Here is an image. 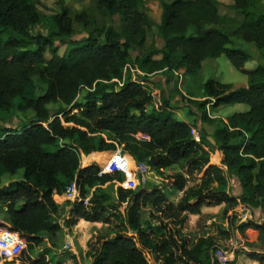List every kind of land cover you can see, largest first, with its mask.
<instances>
[{"label":"trees","instance_id":"obj_1","mask_svg":"<svg viewBox=\"0 0 264 264\" xmlns=\"http://www.w3.org/2000/svg\"><path fill=\"white\" fill-rule=\"evenodd\" d=\"M232 1L244 16L232 33L204 27L219 22L214 0L163 2L157 27L162 56L145 55L135 62L145 75L163 69L193 74L207 58L224 54L247 76V85L237 88L209 78L203 83V99L194 100L204 118L207 105L212 111L223 105L248 106L222 119L214 130L217 157L240 176L239 196L225 190V171L214 162L203 140L193 138L192 125L174 118L165 100L153 107L145 77L128 79L114 88L113 79H122L130 52L143 45L146 29L153 25L136 8L135 0H96L103 11L120 16V29L89 32L80 40L69 41L70 47L62 54L52 36L29 33L39 21L32 0H0V170L14 174L23 169L20 180L0 185V202L6 204L9 218L8 223L0 221V227L17 232L26 242L18 254L22 263L16 264H51L47 253L34 257L32 252L42 246V233L60 230L53 219L58 207L52 196L64 192L72 182L80 200L71 202L64 219L67 227L81 221L109 224L111 216L120 215L127 204L125 223L133 234L118 232L90 242L86 254L92 257L91 264H234L240 254L249 264H264V253L258 251L233 250L231 261L215 257L222 250L220 244L229 249L232 231L228 227L212 225L215 232H209L210 227L204 226L199 234L186 231L188 218L199 219L205 207L221 205V219L232 227L239 205L257 207L264 202V65L246 69L250 54L233 46L234 38H241L264 49V12L251 11L252 0ZM76 17L87 24L84 13ZM52 21L57 34L71 35L72 19L65 7ZM33 75L45 83V89L29 97L25 89ZM82 87L87 88L84 101L77 102ZM52 103L60 106L52 109ZM15 111L24 119L14 127L10 119ZM117 146L125 152L128 165L133 164V157L156 171L177 166L173 185L183 191L178 200L169 201L156 187L118 186L116 201L107 202L96 190L123 178L118 172L98 174L99 166L89 161L107 165ZM194 174L199 175L196 183L184 189L188 176ZM91 189L93 194L85 204ZM149 204V214L158 225L142 226L139 212ZM236 229L243 235L255 230L264 233V223L246 220Z\"/></svg>","mask_w":264,"mask_h":264},{"label":"rangeland","instance_id":"obj_2","mask_svg":"<svg viewBox=\"0 0 264 264\" xmlns=\"http://www.w3.org/2000/svg\"><path fill=\"white\" fill-rule=\"evenodd\" d=\"M171 0H135L136 8L143 12L147 19L153 22L151 28L146 29L144 43L141 47L134 48L130 52V62L125 65L123 69V78L118 80L120 83L126 80H138L143 77L147 79V87L153 95V107L159 106L163 100L168 102L169 112L171 115L179 120H183L192 125V136L196 140H203L210 156L214 162L223 168L226 174L225 190L235 196H239L242 192L241 180L239 174L232 167H227L220 162L217 157V142L214 138V130L220 124L222 119L226 118L228 112L234 111V105H223L216 110H210L206 106L207 118L202 115V109L194 100H202L203 96V83L213 78L223 83L231 84L234 88L240 87L242 83H247V76L235 69L228 58L221 54L216 58H207L201 64V67L193 74H183L181 70L170 71L163 69L161 71L145 75L135 62V58H142L149 55L153 59L161 58V47L163 45L162 39L158 33L157 27L161 21L162 3L170 2ZM217 5L219 15V22L217 24H205L204 27H216L223 31L232 33L242 22L244 16L237 12L234 8L232 0H214ZM34 7L39 13V21L37 24L29 29L31 35L52 36L54 45L58 49V53L62 54L69 47V41L80 40L87 36L89 32H103L108 27H113L117 31L120 29V16L118 14L110 15L103 11L96 0H32ZM66 8L72 19V33L69 36L57 34L56 27L53 24L52 17L59 13L62 8ZM251 11L255 14L264 12V0H252ZM84 13L87 17V24H83L76 16ZM103 39V35L100 37ZM234 47L246 50L250 54V59L245 62L246 69H252L257 65H264V49H257L253 43L246 42L241 38H234ZM51 55L47 52L46 59ZM141 77V78H140ZM105 87L109 86V82H104ZM119 83H116L114 88H119ZM45 89V83L39 79L38 76L33 75L29 84L25 89V94L29 97H35L42 93ZM87 88L82 87L76 97L77 102H83ZM241 109L237 111H245L248 109L246 104H238ZM59 103H52L49 105L52 109H57ZM152 109L151 106L147 108L148 111ZM23 114L19 111L14 112V116L10 119V124L18 126L22 121ZM120 147H116V150ZM109 152V151H107ZM106 153V152H105ZM215 157V159H214ZM133 164L126 163V169L129 173H133L134 178L138 181L136 188H151L156 187L160 189L169 201L176 202L182 195L183 191H178L173 185V176L179 171L177 166L168 167L161 171H156L148 166L145 162H138L132 157ZM89 162H95L99 168H104L100 163L91 159ZM23 169H18L14 174H9L0 170V185L9 186L22 178ZM121 175L122 181L114 180L106 183L96 190L97 193L103 194L107 197V202H113L117 199L116 188L123 187L124 175ZM198 174L188 176V181L184 189L196 183ZM238 192H235V191ZM93 194V189L89 191L88 199ZM52 196L53 201L58 207V211L53 215V219L60 225V230L55 234L42 233L43 242L42 246L35 248L32 256L45 252L51 260V264H91L92 257L87 255L89 249L88 244L93 241H102L115 236L118 232H126L127 235L133 232L126 228L125 213L127 204H123L120 209V215L111 216V223L106 224L103 222L82 223L67 227L64 224V219L68 214L71 207V202L74 195L66 193H54ZM151 205L140 210V222L142 226L148 224L158 225V222L150 216ZM222 206L205 207L202 209L203 216L199 219L189 217L187 220L186 231L189 233L195 232L199 234L204 226H209V232H215V227L212 225H221L224 228H230L232 237L229 242V249L223 248L224 245L220 244L221 251L215 253V257L231 261L233 259V250L241 251H258L264 253V233L260 230H255L248 234H241L236 227L246 220H254L258 223H264V202L261 206L252 207L246 205H239L236 208V218L233 220V226L229 227L226 219H221ZM0 221L9 222L6 212V204L0 202ZM0 230H4L0 227ZM24 240V239H23ZM25 242V240H24ZM26 246V242L24 247ZM74 254L75 257H71ZM20 256H16L12 260L4 261L0 259V264L9 263H22ZM152 264L153 262L150 261ZM234 264H249L240 254L235 258Z\"/></svg>","mask_w":264,"mask_h":264},{"label":"built area","instance_id":"obj_3","mask_svg":"<svg viewBox=\"0 0 264 264\" xmlns=\"http://www.w3.org/2000/svg\"><path fill=\"white\" fill-rule=\"evenodd\" d=\"M113 80L116 83H119L120 86L124 83H120L118 79ZM124 153L125 152H122L120 149L116 150V154L110 159V163H107L104 168H101L98 174L107 172H120L124 175V188L135 189L139 183L134 178L133 173H129L127 171ZM65 191L70 195H74L73 199L80 200L79 192L74 182L70 183V185L66 187ZM85 199L84 203L87 204L88 201ZM2 231H4V233L3 235H0V259L9 261L20 253V251L24 248L25 242L17 232L10 231L7 228H4Z\"/></svg>","mask_w":264,"mask_h":264},{"label":"crops","instance_id":"obj_4","mask_svg":"<svg viewBox=\"0 0 264 264\" xmlns=\"http://www.w3.org/2000/svg\"><path fill=\"white\" fill-rule=\"evenodd\" d=\"M255 46V45H254ZM256 66H254L253 68H255ZM247 85V83H242V85H240V86H246ZM241 109V107H240V105H236V107H234V111H231V112H228L229 114L228 115H226V117L227 116H229V115H231L232 113H234V112H238L237 110H240ZM235 192H238L237 190L235 191ZM81 222H84V221H81ZM90 224V223H89Z\"/></svg>","mask_w":264,"mask_h":264},{"label":"water","instance_id":"obj_5","mask_svg":"<svg viewBox=\"0 0 264 264\" xmlns=\"http://www.w3.org/2000/svg\"><path fill=\"white\" fill-rule=\"evenodd\" d=\"M50 115L53 116V111L50 112Z\"/></svg>","mask_w":264,"mask_h":264},{"label":"bare ground","instance_id":"obj_6","mask_svg":"<svg viewBox=\"0 0 264 264\" xmlns=\"http://www.w3.org/2000/svg\"><path fill=\"white\" fill-rule=\"evenodd\" d=\"M125 163H128V162L125 161Z\"/></svg>","mask_w":264,"mask_h":264}]
</instances>
